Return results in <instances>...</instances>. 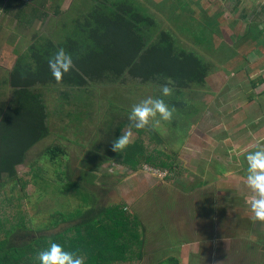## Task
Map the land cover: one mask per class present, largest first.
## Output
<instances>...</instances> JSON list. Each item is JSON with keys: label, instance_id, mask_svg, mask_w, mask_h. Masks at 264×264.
<instances>
[{"label": "rangeland", "instance_id": "374dc122", "mask_svg": "<svg viewBox=\"0 0 264 264\" xmlns=\"http://www.w3.org/2000/svg\"><path fill=\"white\" fill-rule=\"evenodd\" d=\"M7 1L0 0V8L5 9ZM24 1L30 5L28 13L43 9L38 0ZM130 1L134 5L131 10L148 14L155 22L154 29L146 26L142 34L147 48H158L170 38L177 52L185 49L195 52L214 68L204 86L192 84L188 90L179 91L176 85L174 94L164 98L177 110L172 122H161L150 130L158 142L157 151L167 157H178L181 166L177 171L185 170L184 177L168 174L158 179L151 171H144L147 165L132 172L116 165L106 153L101 158L96 147L107 140L101 133H105L109 123L126 122L127 126L133 105L150 96L160 97L161 84L145 86L141 81L129 79L118 85L71 91L59 87L47 89L36 82L32 87H24L30 80L16 76V68L25 64L35 69L39 49L45 48L47 41L57 43L55 33L61 34L78 11L87 13L94 4L104 1L51 0L46 5L47 11L43 10L47 14L44 22L36 21L30 27L17 21L20 14L12 11L4 14L0 9V125L9 119L17 101L27 99L29 94L37 98L38 105L34 108L40 109L43 118L48 116L47 137L29 150L25 161L16 167L15 178L8 172L0 178V201L5 203L0 206V216L18 222L22 217L33 220L34 231H15L12 246L32 244L41 236L57 235L70 226L60 223L53 227V223L63 221L64 215L81 206L80 198L62 193L66 178L71 176L83 191L97 198L99 206H125L137 217L145 241L140 264H161L165 258L174 262V255L163 258L155 252L164 253L172 244L173 229L182 228L183 221L189 222L178 208L176 198L187 199L189 188L220 181L214 185L219 184L218 189L220 184L225 185L228 190L223 198L216 197L215 208H229L232 217H239V223L229 220L231 216L227 221L213 218L217 233L221 235L219 228L229 221V236L237 243L255 240L260 251L255 264H264V224L250 219V193L244 181L245 155L255 150L257 142H264V0ZM64 94L69 98L62 97ZM133 132L131 145L140 140L135 129ZM92 146L98 155H93ZM102 147L105 152L104 143ZM228 152L233 156H227ZM54 155L60 156L59 159L54 160ZM102 159L107 162L100 163ZM84 171L90 176L88 180H93V186L81 184ZM224 171L227 175L218 179ZM88 210L89 207L84 211ZM239 210L247 211L241 215L236 213ZM197 223L201 224L199 219L192 220V226L203 231ZM247 224L254 225V231L250 225L252 232H248ZM40 249L34 244L26 253Z\"/></svg>", "mask_w": 264, "mask_h": 264}, {"label": "trees", "instance_id": "16d2710c", "mask_svg": "<svg viewBox=\"0 0 264 264\" xmlns=\"http://www.w3.org/2000/svg\"><path fill=\"white\" fill-rule=\"evenodd\" d=\"M4 1L2 0L3 3ZM38 1L43 9H35L30 13V5L24 0H8L5 9H0L4 14L11 11L20 14L17 21L30 27L36 21L44 22L47 14L43 10L47 11L46 5L51 0ZM102 1L104 2L90 7L87 13L78 11L70 25L64 26L61 34L55 33L58 36L57 43L45 42L46 47L39 49L38 57L35 56L34 70L28 64L16 68L17 77L31 82L29 85L24 84V87L39 83L47 89L59 87L72 91L89 90L94 86L97 88L96 85H118L129 79L141 81L145 86L163 85L170 79L174 82V87L177 85L179 91H184L192 84H206L214 68L205 58L195 52H187L186 49L177 52L176 45L170 38L164 40L161 46L158 44V48H147L143 44L145 35L142 34L146 26L154 29L153 19L148 14L140 15L138 10H131L134 5L130 0ZM57 10L58 7L55 8ZM137 16H142V19L139 20ZM59 48L72 55L75 67L57 84L49 71L48 59ZM62 97L69 98L65 94ZM17 102L15 110L8 116L9 119L0 125V178L5 172L15 178L16 167L25 161L29 150L48 134V116L43 118L40 109L34 108L38 105L37 98L29 94L27 99L21 98ZM116 124L109 123L105 133H101L107 139L103 142L105 152L103 143L96 144L101 158L106 153L116 165L129 168L132 172H137L139 166L143 168L147 165L161 172L184 177L185 170L177 171L181 166L177 156L167 157L156 150L158 142L150 130L137 132L140 140L124 152H113L112 141L126 127V122ZM21 137L25 140H20ZM92 150L93 155H98L94 153L93 146ZM59 157L54 155L53 159L58 160ZM103 159L100 163L107 162ZM84 172L86 174L81 179V184L84 182L93 186V180H88L87 177L90 176ZM90 172L89 170L88 173ZM66 179L62 193L80 198L81 206L74 213L64 215L66 217L63 221L54 222L53 227L60 223L70 226L57 235L41 236L32 244L14 248L11 244L13 233L21 229L24 232H33V220L22 217L18 222L0 216V264H39V251H31L29 254L26 251L31 250L34 244L43 250L49 246L50 241L61 244L66 251H77L84 255L85 264H139L144 256L145 241L137 217L130 214L125 206H99L97 198L83 191V188L72 181L71 176ZM3 205L5 203L0 201V206ZM88 207L90 210L85 212ZM171 262L173 261L162 264ZM174 262L177 264V261Z\"/></svg>", "mask_w": 264, "mask_h": 264}, {"label": "crops", "instance_id": "0c3cea01", "mask_svg": "<svg viewBox=\"0 0 264 264\" xmlns=\"http://www.w3.org/2000/svg\"><path fill=\"white\" fill-rule=\"evenodd\" d=\"M227 156L232 157L233 155L228 152ZM227 173L225 171L221 172L218 179H223L222 175L225 176ZM236 174L235 172L234 175ZM216 183H220V181H215L212 184H199L194 186V189L189 188L191 192L187 199L184 197H182L183 199L181 197L176 198L177 203L180 204L178 208L183 210L189 220L188 223L184 221L182 223L188 225L186 228L184 224L182 228H174L170 237L172 244L164 253L160 254L156 251L155 255H162L163 258L174 255L172 259L177 261V264H255L256 257L260 253L259 248L256 249L255 240L244 241L243 239L242 242L237 243L236 239L234 240L232 236H229V221L222 224V227L219 228L221 235L217 233L218 227L216 228V222L215 224L212 222V220L214 221L213 218L227 221L228 216H231L229 220L235 219L239 223V217H232L230 212H228L229 208L222 206L221 208H215L216 201L214 200H216V197L220 196V198H223L225 196L224 193L228 190V187L222 184L219 186L221 188L218 189L216 186L219 184L214 185ZM233 192L236 193L237 189H234ZM179 195H182L181 192H179ZM212 201L214 202L212 203ZM246 211L239 210L236 213L244 215ZM191 219H199L201 224L197 223V225L203 231H198L194 228ZM250 225L253 226L254 231V225L247 224L246 230L248 232L251 231ZM214 233L218 235L216 234V236ZM167 259L169 258H165L163 263L168 262L169 260ZM202 260L203 263L201 262ZM170 264H176V262Z\"/></svg>", "mask_w": 264, "mask_h": 264}, {"label": "clouds", "instance_id": "9594fccd", "mask_svg": "<svg viewBox=\"0 0 264 264\" xmlns=\"http://www.w3.org/2000/svg\"><path fill=\"white\" fill-rule=\"evenodd\" d=\"M72 55L59 48L48 59L49 71L57 84L63 77L74 69ZM160 97H147L131 107L128 115V125L123 133L112 141V151L124 152L134 141V132L153 130L161 122L171 123L177 111L165 101L176 91L174 82L170 79L160 86ZM246 162L245 187L249 191L248 205L251 212L250 219L253 223L264 224V142H257L255 150L247 152L244 157ZM39 264H85L86 257L77 251H66L56 242H49V246L37 253Z\"/></svg>", "mask_w": 264, "mask_h": 264}, {"label": "built area", "instance_id": "2783aa9c", "mask_svg": "<svg viewBox=\"0 0 264 264\" xmlns=\"http://www.w3.org/2000/svg\"><path fill=\"white\" fill-rule=\"evenodd\" d=\"M144 171H148V172L151 171L149 173L153 174L155 178L161 177V179H163L164 177H166L168 175L167 172H161V171L155 170V169L150 168V167H145Z\"/></svg>", "mask_w": 264, "mask_h": 264}]
</instances>
